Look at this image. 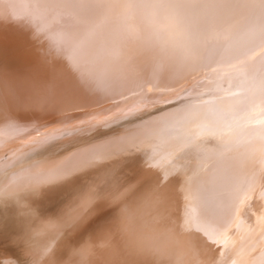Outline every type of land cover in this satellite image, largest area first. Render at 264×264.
Here are the masks:
<instances>
[{
  "label": "bare ground",
  "instance_id": "1",
  "mask_svg": "<svg viewBox=\"0 0 264 264\" xmlns=\"http://www.w3.org/2000/svg\"><path fill=\"white\" fill-rule=\"evenodd\" d=\"M9 1L0 0V112L3 117L19 118L20 125L13 129L16 132L28 126L31 131L44 133L50 143H47V150L40 152L39 158L29 160L22 170L18 168L19 175L0 177V264H196L201 249L207 244L221 249L220 257L224 251L226 257V251L231 250L226 247L228 242H233L232 236L222 234L211 240L208 239L210 233L199 235V227L207 216L203 209L197 211L189 224H186L188 221L180 223L181 219L174 214L177 209L181 210L183 202L191 205L192 201L195 204L194 200L197 203L207 197L203 201L210 204L209 196L223 182L241 181L243 175L236 172V162L229 157L236 150H248L245 139L253 135V141L263 144L259 126L244 124V120L259 115L262 109L256 107L246 115L247 107L243 102L229 109L235 118L215 141L218 142L216 146L227 142L226 133L230 131L234 133L231 146L210 147L205 143L203 145L209 148L194 144L178 148L177 144H182L185 136L190 135L181 130V124L184 115L191 114L186 109L191 99L199 96L196 92L208 89L210 93L207 92L206 97L221 96L225 88L218 81L216 71H221V64L225 65L223 61L237 60L249 52L261 50L264 33L245 29L241 24L246 22L234 19L238 14L234 15L231 9V19L228 15L229 19L218 21L216 13H211L214 17L206 15L209 7L201 12L203 7L194 3L167 2L169 7L165 8L152 4L155 8L152 9L144 8L145 3L142 5L137 0L122 1V6L132 7H123L116 16L109 7L102 8V5L97 12L95 6L94 11L82 8L81 13L76 8L72 22L47 16L46 10L40 13L34 8L31 16L36 19L34 26H30L22 19L27 15L25 3L16 4V1L12 8ZM163 52H167L168 61L163 71L155 72V60ZM73 59L81 71L90 76L93 86L98 78L105 81L106 87L81 91L77 83L79 74L74 78L64 70L65 66L72 67ZM43 62L58 64L60 70L55 81L39 71ZM210 70L211 74L206 77ZM188 87L196 94L186 93L175 100ZM45 89L52 92L56 103L66 100L65 107L75 106V110L66 111L60 117L52 111L30 107L34 96ZM103 118L108 120L103 122ZM81 122L90 124L91 129L82 133L81 125L75 126ZM54 124L65 127L50 129ZM217 149L226 153L220 157L222 159L210 151ZM1 158V162L3 158L4 161L9 159ZM68 174H71L70 179ZM188 194L195 197L190 200ZM180 198L185 200H178ZM192 209L187 210L192 213ZM209 213H214L211 208ZM244 213L238 216H247ZM42 231L44 233L39 234ZM238 238L234 239L238 241ZM240 255L243 254L230 257V263L241 264L245 259ZM250 256L245 264H264V253L253 252Z\"/></svg>",
  "mask_w": 264,
  "mask_h": 264
},
{
  "label": "rangeland",
  "instance_id": "2",
  "mask_svg": "<svg viewBox=\"0 0 264 264\" xmlns=\"http://www.w3.org/2000/svg\"><path fill=\"white\" fill-rule=\"evenodd\" d=\"M7 1H9V0H7ZM16 1H17L16 4H18V3H20V4L23 3L24 4L25 3L24 5H26L27 15H25V19H24V17H22V19H23V21H26V23H28L30 26H34L32 24H33V22L35 21L36 18H34V17L31 16V12H33V9L34 8H36L37 11L39 10L40 13H41V10H42V12L46 10L47 13H48L47 16L49 15L50 17H56V18L62 19V20H67L68 19L69 21L72 22L73 21V17L72 16H75L74 15L75 14L74 11H77V9H78L79 11L81 10L80 11V13H81L82 12V8H83V11H85V10L86 11H89V10H93L94 11V9H95V12H97L98 10H100L102 8L109 7L108 9L110 10V12H112L113 15L116 16V15H118L120 13V10L123 8L120 3L122 1H124V0H121L120 2L118 0H116V1L114 0V2H113V0L111 2H110V0H100V1L99 0H92L94 2H92L91 0H87V1L86 0H83L84 2L82 0H63V1L62 0L61 1L55 0L56 2H58V4H56V3L54 4V2H55L54 0H50V2H49V0H42L41 2H40V0H37V1L36 0H20V1L19 0H10L9 2L12 4V3H15ZM45 1H47L49 3H46ZM138 1L141 4H142V2H143V4L145 3V5H152L153 4V6H155V7H158V5H156L157 2L158 3L161 2V0H152L151 3H150L151 0H148V2L146 0H144V1L143 0H137L136 2H138ZM228 1L229 0H215V1L214 0H212V1L211 0H171V1L170 0L169 1L168 0H163L162 1L163 3L162 2L161 3L162 4H166L167 2H168V4H174L176 2H178V3H181V2L182 3H185V2H187V3H194V4L199 5L200 7H203L201 12H204V7H209V9L206 10L207 12L209 11V14L206 13V15L209 16V17H212V16L214 17V15H215L214 13H216L217 15L215 16V18L218 21H220V20L223 21L224 19H229V18L231 19L232 16H233V14L234 15H237L238 14L237 16H233V18L235 17L234 19H236V20L238 18V20H239L240 23H242V21H243V23L246 22L245 24H241V25H244V28L245 29H250V30L253 29V30H256L257 33H259V32L264 33V29H262L264 27L263 26L264 25V20H262V18H264V9H262V8L259 7V5L261 3H264V0H253V1L252 0H244V2H243V0H236L237 1L236 3H235V0H234V2L232 0H230L229 2ZM256 1H257V3H256ZM35 2H36V4H35ZM75 2H78L79 4L78 3H75ZM117 2H118V4L120 6L117 4ZM134 2H135V0H134ZM212 2H213V4H212ZM224 2H226V3H224ZM230 2H232V5H233V8L234 9H232V5H230L231 4ZM50 3H51V5H50ZM61 3H63V4H61ZM90 3L91 4H94L95 8H94V6L91 9L90 8H87V7L85 8V7H74L73 6V5H85V4H90ZM113 3L116 4L117 6L115 5L116 7H114V4ZM161 3H159V4H161ZM222 3L225 4L224 5L225 7L223 6ZM227 3H228V5H227ZM27 4H29V5L27 6ZM39 4H40V7H39ZM97 4H98V6H97ZM236 4H237V6H236ZM101 5H102V8H101ZM14 6L15 5L12 4V8H14ZM59 6H60V8H59ZM118 6H119V8H118ZM153 6H151L152 9H155V8H153ZM221 6H222V8L223 7L224 8L222 9ZM227 6H229V7L227 8ZM248 6H249V8H248ZM37 7H39V9ZM63 7H65V8H63ZM96 7H98V8H96ZM210 7H211V9H210ZM212 7L217 8V9L215 10ZM240 7H241V10H240ZM111 8L113 10H116L117 12L115 11L116 13H114ZM144 8H148V7H144ZM230 9L233 10V12H232L233 14L231 13L232 15L231 14L229 15V13L231 12ZM260 9H261V12H260ZM133 11H135V10H133ZM227 11H228V13H227ZM29 12H30V14H29ZM223 12L224 13L226 12V14H224ZM251 12H253V13L255 12V13L254 14L252 13V16H251ZM211 13L214 14V15H211ZM242 13H243V15L245 14V17L242 16ZM224 15H227V16H224ZM228 15H229V18H227ZM65 16H66V19H65ZM255 16H256V18H255ZM258 16L261 17V18H259ZM247 17H248V19H247ZM249 17H250V19H249ZM254 19H256L257 21L254 20ZM68 20L66 22H68ZM19 22H21V20ZM249 22H250V24H249ZM251 26H252V28H251ZM221 27L223 28L224 26L221 25ZM242 28H243V26H242ZM262 35L264 36V34H262ZM43 39L44 38H40L39 40H43ZM38 41H36L35 43H38ZM35 43H34V45H35ZM260 47H261V50H258V52L257 51L249 52L248 54L242 55L243 57L240 56L239 58H237V60H232L231 61L230 59H228L227 61H223V62H225L224 63L225 65H222L221 64V66H220V70L221 71H216V72H218V75H217L218 76V81L221 82V84L224 85L223 88H225L224 91L221 92L222 94L220 93L221 96H217V97L215 96V97H211V98L210 97H206V95L208 93H210V91H208V89L199 90L198 92H200V93L196 92L199 96L191 99V101H190V103L188 105L189 107L186 109V111H190L191 114H187V115L185 114L184 117H183V119H182L183 120V123L181 124V130L184 131V133H186V134L188 132L190 135L185 136L186 138L184 137L186 139V141L184 139V141H183L182 144H180V143L177 144V147L178 148L180 146L184 145V144L185 145H188V144L189 145L190 144L193 145L194 144L195 146H199V147H203L204 148V147L207 146V145L206 146L203 145L205 143L211 144V145L208 144V146H210V147H221V146L222 147H228V146H231L232 145L231 141L234 140L233 139V137H234L233 136L234 135L233 132L227 131L226 135L229 138L226 140L227 142H225V143H222L221 142L222 144H219L218 146H216V144L218 142H216L215 140H217L216 138H218L219 135H221L222 133H224V131L227 129V128H225V126L226 125H229L232 122V120L235 118V117H233V115L230 112V110H232L233 109V106L235 107V105H237L238 102L240 104L243 102V104L245 105V107H247L246 115L248 113L252 112V110L254 108L261 107V109H262L263 112L261 111V113L259 115L253 116V118L248 117L247 118L248 120L247 119L244 120V124L247 123V122H249L251 124L248 123V124H246V126H250V125H253V124H255V126H259V128L261 130L259 131V129H258V132L260 134H262V137H263V140H264V131H263L264 128L262 129V127H260V123H262V124L264 123V110H263L264 109V88H263L264 87V82H263L264 77H262V75L264 74V38L262 40V43H261V46ZM256 55H257V57H256ZM228 65H229V67H228ZM217 68H219V67H217ZM208 72L209 71L206 72V75H205L206 77H209V75L211 74V70H210L209 73ZM245 79H247V80L245 81ZM261 79H263V80H261ZM197 83L198 82L193 83L192 86H194ZM244 83H246V85ZM255 83H256V85H255ZM262 83H263V85H262ZM250 86H252V87H250ZM253 86H254V88H253ZM189 88L191 90V87L186 88L188 90L187 91H186V89L183 90V92L180 93L181 95H178L177 97H175V100L180 99L181 96H183L186 93L189 94V95L196 94V93H193L192 91H189ZM231 89L232 90L234 89L233 90L234 92L231 91ZM225 90H226V92H225ZM202 91H203V93H202ZM248 92H249V94H248ZM259 93H262V94H259ZM257 95L259 97H257ZM223 97H225V98H223ZM236 98H237V100H236ZM234 101H236V103H234ZM204 102L206 103V105L210 102L213 106L210 103L208 105H210L211 107L208 106V105L207 106L209 108H212V110L211 109L209 110V108L207 109L206 108L207 106L205 105ZM231 102L233 103L232 106L230 105ZM204 105H205V108H204ZM248 105H250V106H248ZM146 106L147 105H145V107ZM202 106H203V108H201ZM218 107H220V108H218ZM228 107H230V108H228ZM216 108H218L219 111ZM213 109H216V110H213ZM222 109L223 110H226L227 109V111L226 112L225 111H222ZM228 110H229V113H228ZM215 111H216V113H215ZM212 113H214V114H212ZM222 113H223L224 116L222 115ZM6 117L9 120L6 119ZM3 118L5 120L4 119L3 120H0V122H1L0 123V126H1L0 127V137H1V139H0V158L1 157L3 158V156H4L5 158L6 157H9V159L6 158V160H7V162H6V160L5 161L3 160L4 158L3 159L1 158L3 163L0 160V173H1L0 174V177L5 178V177H13L14 174H15V176H17V174L19 175V172H21V170L24 168V166H26V164H27V162L29 160L30 161H35L37 158H39L41 156L42 153H40V152H43L44 150H47L48 149V144L50 142H49V140H47V137H46V135L44 133L39 132L38 130H34V129H32V131H31V129L28 126H27L26 130L23 129V130L17 131V132L15 130H13L15 126L20 125L19 118L16 119V117H14L15 119H12L13 117L12 116H9V115H7V116H5ZM12 120H13V122H12ZM106 120H108V119H106ZM106 120H104V118L102 119L103 122H105ZM260 120L262 122H260ZM4 121L6 122V124H5ZM111 121H114V119L111 120ZM262 124H261V126H264V124L263 125ZM79 125H81L80 128H83L84 129V131H82V133H86L87 132V129H91L89 127L90 124H87V123L86 124L85 123L83 124L81 122V123L76 124L75 126L78 127ZM200 125H201V127H200ZM11 126H12V128H11ZM2 127H3V130L5 128V130H9V131L8 132H5V130L2 131ZM57 127L60 128V129H62V127H65V125L60 126V125H55L54 124V125L50 126V129L53 130V129L57 128ZM184 127H187V129H185ZM207 127H208V129H206ZM252 127H254V126H252ZM182 128H184L185 130L182 129ZM249 128H251V127H249ZM200 129L201 130L204 129V130L201 132ZM28 130H30L31 132H29ZM188 130L191 131V132H189ZM197 130L199 132H201V134L199 133L201 136L199 134H196V133H198ZM220 130H221V132H220ZM27 131H28V134H27ZM25 133L27 134V136L25 135ZM260 134L258 136H260ZM16 135H19V136H16ZM198 137H199V139H198ZM26 138H28V139H26ZM193 138H194V140H193ZM207 138H208V141H207ZM29 139H31V140H29ZM253 139H254V135L252 136V138L250 137V139H247V138L245 139L247 141V143L249 144V149L248 150H245V152H243V150L237 152V150H236V151H234L232 153V157H229V158H231L232 161L236 162V166H237L236 167V172L241 173L243 175V178H240V180H241V181H239L240 183L237 182L236 179L233 182H231V180L229 182H223L220 185H218L216 187L217 189L214 190V192H212L211 196H209V198L211 199V201H210L211 203L210 204H205V201H203L204 200L203 198H207V197H202L201 198V201H198L197 203L194 200V203L195 204H193V201H192V204L190 203L191 205H189L188 202H186V204H185V202H183L181 204V207H180L181 210L179 211V209H177L178 211H175L177 213H175L174 215L175 216H178L179 219H181L180 223L182 222V224H183L184 222L188 221V222H186V224L187 223L189 224V220L192 217H194V215L196 213H198L197 211H200L201 209H203L204 213L207 214V216L205 217V214H204V217H205L206 221L204 223H202L201 227H199V232H200L199 235H201L203 233H210L211 234V237L208 238V239H211V240H214L216 237H217V239L220 238V237H222L221 236L222 234H224V236L227 235L226 237H228V235L230 237L232 236L230 238V240L232 239V241L234 243L233 242H231V243L228 242V244H227V247L228 248L226 247L227 250L228 249H231L230 251L229 250L226 251V252L229 253V254L226 253V255L227 256L231 255V256L227 257L225 255L226 257H224L223 255L225 253L223 251L222 257H220L221 253L219 255V251L221 249L220 250H217V249H219L218 247L217 248L216 247L214 248L212 244L210 246H208V244L206 243L207 245L205 246V248H202L201 249V252L199 253V258H198V261H197L196 264H223V263L229 264L231 262V261H229V260H231L230 257H232V256L235 257L238 254H243V255H240V256H242L245 260L241 264H245V263H247L249 261V260H246V259L249 258V257H251L250 255L253 252H256L257 254L264 253V217H263L264 216V205H263L264 202H261V201L264 200L263 199L264 198V186H263L264 185L263 184L264 183V170H263L264 169V145H263L264 144V141L261 140V141H263V144H259L258 142L256 143L255 140L253 141ZM34 143H37L39 146H37V144H34ZM24 145H25V147H24ZM7 146H9V147H7ZM232 147H230V148H232ZM15 148H18V149H16V152L14 153ZM66 148H69V147H66ZM206 148H209V147H206ZM6 150H8V151H6ZM10 150H12V151H10ZM255 150H256V152H253ZM210 151L211 152L214 151V153H213L214 156H216V158H219V159H222L220 157L223 156L224 154H226L224 152H221L218 149L217 150H210ZM215 152H217V153H215ZM6 154L7 155L10 154L11 156L10 155L7 156ZM14 156H17V158L14 157ZM13 158H14V160H13ZM9 160H11V161H9ZM219 164H221L220 166L224 165V163H219ZM11 165H12V167H10ZM14 166H16V167H14ZM12 168H13V170H12ZM18 168H20L21 170H19ZM244 171H245V173H244ZM2 172H4V173H2ZM243 181H244V183H243ZM191 186L193 187L194 185L192 184ZM237 186H240V187H237ZM245 186H246V189L244 188ZM258 187L260 189H258ZM237 188H239L240 190H238ZM242 188H244V189H242ZM223 189H225V190H223ZM226 189H227V191H226ZM257 191H258L259 195H258ZM236 192H237V194H236ZM240 192H241V197H240V194H239ZM254 193H256V194H254ZM187 196H188V199H190V200H191V198L195 197V195H193V194H188ZM187 196L185 198H187ZM249 196L250 197H253L254 199H251V198H250L251 200L248 199ZM232 197H234V199ZM238 197L240 198V200L238 199ZM185 198H182V199L180 198L178 200H181L182 201V200H185ZM244 198H245V200H244ZM228 199H229V201H228ZM247 199L250 200V201L248 202ZM254 200H256L255 203H252ZM242 201L244 203H242ZM245 201H246V203H245ZM240 202L242 204H244V205L240 204ZM248 203L249 204L251 203V205H249ZM246 204H248V205H246ZM255 204H256V207L254 206ZM241 205H242V207L239 208V206H241ZM252 205L254 206V207H252L253 209L256 208L255 211L252 210V208H251ZM184 206H185V208H184ZM204 206H205V208H204ZM209 206H211L210 207L211 208V211L214 212V213H212V215H211V213L208 214V211L210 210ZM243 206H245V207H243ZM188 208H190V209L194 208V209L191 210L192 213H190V210L189 211L187 210ZM244 208H246V209H244ZM250 208H251L252 211L249 210ZM184 209L186 211H188L189 213L187 212V214H186ZM238 209L239 210L241 209L240 212L238 211ZM249 211H250V213H247ZM242 212L243 213L245 212L246 214L244 213V215H247V216L239 217V216H242V214H243ZM251 212H253V213H251ZM178 213H180V214H178ZM176 214H178V215H176ZM179 215H181V216L183 215L182 218ZM241 220L244 221L243 223L245 225L242 223ZM245 227H246V229H245ZM247 228H250V229L248 230ZM42 233H44V232L42 231L39 234H42ZM235 234H237V235H235ZM239 234H240V236H239ZM238 237H240V238H238ZM234 238H238V241L235 240ZM235 241H236V243H235ZM238 244H240V247H239ZM248 244H249V246H248ZM242 245L244 246V248L242 247ZM231 246H235V247H231ZM245 246L247 248H245ZM237 247L239 249L242 248L243 250H239ZM232 248H234V250H236L235 248H237L236 252L238 254H236V252L233 251ZM232 251H233V253H232ZM239 251H242V252L239 253ZM260 251H262V252H260ZM207 256H210V257H207ZM225 258H227V259L225 260ZM217 260H218V263L216 262Z\"/></svg>",
  "mask_w": 264,
  "mask_h": 264
},
{
  "label": "snow or ice",
  "instance_id": "3",
  "mask_svg": "<svg viewBox=\"0 0 264 264\" xmlns=\"http://www.w3.org/2000/svg\"><path fill=\"white\" fill-rule=\"evenodd\" d=\"M73 6L74 7H87L91 9L94 5L90 3V4H85V5H73ZM259 7L264 9V3H261ZM167 61H168L167 52L161 53L155 60L154 71L155 72L163 71ZM59 70H60L59 66L56 63L49 64L47 62H43L39 66V71L44 73L46 75V78L50 79L51 81L56 80L57 73ZM64 70L72 73L74 78L77 75V73L79 74V79L77 83L81 91H84V90L91 91L93 90V87L95 88H105L106 87L105 81L98 79V78L95 79V84L93 86V84L89 82L90 76L81 71L78 62L75 59H73L72 67L68 68L67 66H65ZM52 95L53 94L50 90H47V89L42 90L34 96L29 106L33 108H40L43 111H52L53 113H55L57 116H60V117H63L66 111L75 110V106L71 108L65 107V105L68 103V101L66 100H61L59 103H56L52 99ZM2 118H3V113L0 112V119ZM68 178L69 179L71 178V174H68ZM82 191L83 190H81V192Z\"/></svg>",
  "mask_w": 264,
  "mask_h": 264
},
{
  "label": "clouds",
  "instance_id": "4",
  "mask_svg": "<svg viewBox=\"0 0 264 264\" xmlns=\"http://www.w3.org/2000/svg\"><path fill=\"white\" fill-rule=\"evenodd\" d=\"M122 7H132V5H123ZM145 7H151V5H146ZM158 7L165 8V7H169V5L160 4L158 5Z\"/></svg>",
  "mask_w": 264,
  "mask_h": 264
}]
</instances>
